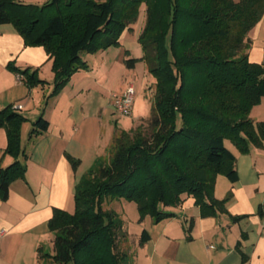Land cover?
Wrapping results in <instances>:
<instances>
[{
	"label": "trees",
	"instance_id": "obj_1",
	"mask_svg": "<svg viewBox=\"0 0 264 264\" xmlns=\"http://www.w3.org/2000/svg\"><path fill=\"white\" fill-rule=\"evenodd\" d=\"M141 4L145 19L138 42L143 54L124 62L132 68L143 60L153 77L147 129L138 124L115 131L106 156L78 178L73 211L53 209L47 224L52 252L38 247L37 264H134L123 220L105 202L132 201L139 222L149 216L158 223L173 217L170 208L191 196L200 215H216L225 211L230 194L214 197L216 177L237 178L235 156L225 141L240 153L263 144L264 121H254L250 110L264 97V58L251 62L248 50L249 31L264 15V0H45L41 5L0 0V24H12L25 46H41L51 59L49 99L76 71L88 68L82 52L120 44ZM7 68L29 87L45 83L37 68L12 63ZM26 120L13 106L0 109L3 154L14 159L0 166L3 200L10 182L26 171L19 159L26 157L21 146ZM48 125L41 113L28 137L45 132ZM66 157L75 170L79 161ZM257 213L264 214V201ZM148 237L142 229L138 245Z\"/></svg>",
	"mask_w": 264,
	"mask_h": 264
},
{
	"label": "crops",
	"instance_id": "obj_2",
	"mask_svg": "<svg viewBox=\"0 0 264 264\" xmlns=\"http://www.w3.org/2000/svg\"><path fill=\"white\" fill-rule=\"evenodd\" d=\"M249 38L248 59L259 63L264 58V15L249 31ZM8 63L21 69L37 68L45 83L27 86L7 68ZM106 73L100 63L96 68L88 65L76 71L56 96L46 99L52 90L51 59L41 46H25L12 24H0V109L20 106L16 111L27 119L21 127L26 157L19 158L26 166L24 177L11 181L6 199L0 198V264H37L38 247L52 252L53 234L47 224L53 209L69 211L78 178L98 157L107 154L117 129L135 126L133 120L129 127L117 128L115 120V127L109 125L111 131L102 130L104 108L97 89ZM90 91L98 97L91 94L85 98ZM41 113L48 128L29 138L31 123ZM250 117L264 121V97L251 108ZM5 146V130L0 127L2 167L14 161L3 154ZM232 153L236 180L218 175L213 190L216 199L230 193L225 211L200 215L193 198L186 196L179 206L170 208L173 217L158 223L149 218L148 226L145 218L138 221L149 237L143 245H138V239L133 242L134 264H264V214L257 213L264 201V141L261 147L251 146L247 153L236 148ZM66 155L79 161L75 170ZM237 216L242 217L231 220Z\"/></svg>",
	"mask_w": 264,
	"mask_h": 264
},
{
	"label": "rangeland",
	"instance_id": "obj_3",
	"mask_svg": "<svg viewBox=\"0 0 264 264\" xmlns=\"http://www.w3.org/2000/svg\"><path fill=\"white\" fill-rule=\"evenodd\" d=\"M45 0H39V2H31L32 4H43ZM30 3V2H25ZM145 12L144 5L141 4L136 20L132 22L130 29L124 30L119 38V45L110 46L107 49L99 50L93 54L81 53V58L87 62L88 65L97 67V64H102L104 70L108 73L101 79V88L97 90L102 93L99 94L88 93L85 98L96 96L100 98V103L104 108L102 114L103 129L112 130L115 127V120L117 128L129 127L131 122L135 120V126L141 125L144 129H147V125L152 116L151 104H152V88L150 86L153 83V77L148 73L146 65L143 60L138 59L134 64V67L129 68L125 65L124 59L129 57L140 58L143 54L142 48L138 42V34L141 26L144 23ZM125 50L129 55H125ZM128 84L134 86L135 94L133 97L132 105V117L121 116L113 106V98L110 96L112 93L120 94L121 91L126 89ZM43 106H45L43 104ZM111 125V126H109ZM107 135V134H106ZM225 146L232 151L234 146L225 141ZM106 156V155H105ZM82 169L83 168L82 166ZM106 208H111L119 214L123 220L124 229L129 235L130 247L133 242H136L143 227L148 226L149 216L145 217V226L138 222V210L136 204L132 201H126L124 199H113L105 202ZM74 208L73 201L70 203L69 212H72ZM131 251V250H130Z\"/></svg>",
	"mask_w": 264,
	"mask_h": 264
},
{
	"label": "built area",
	"instance_id": "obj_4",
	"mask_svg": "<svg viewBox=\"0 0 264 264\" xmlns=\"http://www.w3.org/2000/svg\"><path fill=\"white\" fill-rule=\"evenodd\" d=\"M17 78L20 79L21 75L17 74ZM135 94L134 86L129 84L120 94H112L113 106L116 111L124 117H130L132 115L133 97ZM19 108L20 106H13Z\"/></svg>",
	"mask_w": 264,
	"mask_h": 264
}]
</instances>
